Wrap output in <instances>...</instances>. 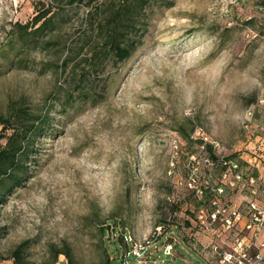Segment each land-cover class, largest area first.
Returning a JSON list of instances; mask_svg holds the SVG:
<instances>
[{
  "label": "rangeland",
  "instance_id": "1",
  "mask_svg": "<svg viewBox=\"0 0 264 264\" xmlns=\"http://www.w3.org/2000/svg\"><path fill=\"white\" fill-rule=\"evenodd\" d=\"M47 1L0 0V45L13 23L30 20ZM88 8L67 6L53 43L22 54L26 68L0 57V112L22 101L48 109L52 128L38 137L29 177L0 204V264H10L12 249L26 239L27 257L37 264L65 243L77 264H99L106 254L100 225L113 221L107 217L131 243L149 241L145 259L128 255L129 263L214 262L234 233L201 228L198 210L216 196L240 203L246 214L251 195L245 185L230 186L220 164L206 163L205 145L217 141L220 155L264 154V0L155 4L131 56L118 66L105 61L77 89L68 69L54 65L65 45L89 44ZM247 165L241 170L258 177ZM192 172L201 193L186 185ZM220 185L222 196L211 189ZM108 235L115 238L110 229ZM122 248L108 247L114 264H126Z\"/></svg>",
  "mask_w": 264,
  "mask_h": 264
},
{
  "label": "trees",
  "instance_id": "2",
  "mask_svg": "<svg viewBox=\"0 0 264 264\" xmlns=\"http://www.w3.org/2000/svg\"><path fill=\"white\" fill-rule=\"evenodd\" d=\"M83 2L88 6L84 17V27L89 32V44L65 45V56L60 63L54 65L55 70L65 71L73 76V88H79L84 76L102 66L105 61L112 62L114 66L128 59L136 48L142 44L144 35V18L146 11L158 3L166 0H49L42 3L36 14L28 21H16L8 30L5 41L0 45V57L9 64L26 68L22 65V54L37 46H50V38L61 27V22L67 14V6ZM68 15L65 16V21ZM49 35V36H48ZM48 36V37H47ZM14 52L10 56L11 52ZM78 76L77 78H75ZM73 90V89H72ZM71 97L66 95L65 102H70ZM49 111L32 110L22 101L13 100L8 104V112H0V204L6 196L20 186L29 177L32 164L36 161L38 152L37 140L43 131H51L48 127ZM193 125L190 126V131ZM190 131L182 133V137L191 142ZM204 147V146H203ZM208 155L216 159V154L211 145H205ZM227 157L236 159L240 165L246 164L236 153ZM255 175V174H254ZM102 221L100 231L103 236L101 242L102 253L105 259L99 264H114L107 253L108 247L115 245V249H122L131 253V241L125 233L119 232L114 218L107 217ZM109 229L115 235L111 241ZM31 241L26 239L19 242L11 251V264H37L27 257ZM120 255V262L125 259ZM63 254L67 264H77L69 245L53 246L50 259L41 264H55L58 256Z\"/></svg>",
  "mask_w": 264,
  "mask_h": 264
},
{
  "label": "built area",
  "instance_id": "3",
  "mask_svg": "<svg viewBox=\"0 0 264 264\" xmlns=\"http://www.w3.org/2000/svg\"><path fill=\"white\" fill-rule=\"evenodd\" d=\"M199 130H195V133ZM196 138L195 135H193ZM203 140H207L206 137H201ZM212 150L219 149L220 145L217 141H209ZM216 154V159L211 157H205V161L211 167L214 164H220L223 167L222 177L227 178L230 186H236L242 184L247 187L249 194L253 197L247 201L246 214L241 209L240 203L231 200L228 202H221L220 198L214 197L210 199L209 207L200 208L198 214V220L201 224V228L204 227L209 233H234V238L228 245L227 249L217 250L214 262L208 264H262L263 255L259 249L264 245V240L261 243H257L256 239L261 234L264 227V206H261L255 197L258 195L264 196V182L259 181L258 177L254 174H246L240 168V164L236 159L227 157V155ZM242 158V155H239ZM259 154H248V158L244 160L248 165V168L257 169L260 164ZM246 175V177H245ZM186 185L188 188L195 190L196 192H202L200 184L198 182L197 175L192 172L186 179ZM218 196H222L224 187L222 185L211 188ZM245 217V223L242 228H239L238 222L242 217ZM160 227H158L159 229ZM149 241L145 240L140 243H132L131 253H126V264H132L128 262V255L137 259H145V251L148 247ZM166 250L169 251L171 243L165 244ZM216 248V246H214ZM11 264V263H10ZM55 264H67V259L63 254H60L55 261Z\"/></svg>",
  "mask_w": 264,
  "mask_h": 264
},
{
  "label": "crops",
  "instance_id": "4",
  "mask_svg": "<svg viewBox=\"0 0 264 264\" xmlns=\"http://www.w3.org/2000/svg\"><path fill=\"white\" fill-rule=\"evenodd\" d=\"M260 150L261 149H264V139L262 140L261 139V142H260V145H259V147H258ZM259 159H260V164L258 165V167H257V174H258V180L259 181H263L264 182V164H263V161H264V154H259ZM248 158V154H245V155H242V159L243 160H246ZM246 198V203H245V207H247V201L248 200H250V199H252L253 197L252 196H247V197H245ZM255 200L261 205V206H264V196H262V195H258L257 197H255ZM241 209H242V207H241ZM243 210V209H242ZM244 212V211H243ZM244 223H245V217L243 216L240 220H239V222H238V226L240 227V228H242L243 227V225H244ZM264 240V227H263V229H262V232H261V234L257 237V239H256V242L259 244V243H261V241H263ZM226 246H228V244L226 245ZM259 249H260V251H261V253H262V255H263V257H264V245H262V246H260L259 247ZM5 261V260H4ZM7 262H9L8 260H6V263ZM211 262V261H210ZM208 264V263H207ZM262 264H264V258H263V263Z\"/></svg>",
  "mask_w": 264,
  "mask_h": 264
}]
</instances>
